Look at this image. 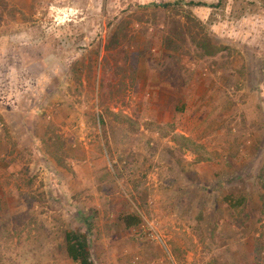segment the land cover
I'll list each match as a JSON object with an SVG mask.
<instances>
[{"label":"rangeland","instance_id":"374dc122","mask_svg":"<svg viewBox=\"0 0 264 264\" xmlns=\"http://www.w3.org/2000/svg\"><path fill=\"white\" fill-rule=\"evenodd\" d=\"M175 1L0 0V264H75L69 229L95 264H264V0ZM193 79L228 111L213 161L155 88Z\"/></svg>","mask_w":264,"mask_h":264},{"label":"crops","instance_id":"0c3cea01","mask_svg":"<svg viewBox=\"0 0 264 264\" xmlns=\"http://www.w3.org/2000/svg\"><path fill=\"white\" fill-rule=\"evenodd\" d=\"M178 1H182V3L186 4L185 0H178ZM175 1V2H178ZM173 2V3H175ZM192 3V2H190ZM195 3V2H193ZM166 3H154L153 5L156 7H163L165 8L163 5ZM196 5H200L203 6L202 3H195ZM206 4V3H204ZM208 6V4H207ZM213 6V5H212ZM160 49V48H158ZM161 49H162V45H161ZM161 51V50H160ZM159 51V52H160ZM150 56V55H148ZM169 60L175 61V62H182L183 64L189 63L191 62V58L189 56L186 55H171L170 58H168ZM159 64H163L165 62V60L160 59L158 60ZM193 69V68H192ZM191 69V70H192ZM142 73L145 74L144 78L145 80H148V84L146 86V89L148 92L152 91V84L151 82L153 75V70L149 69L148 67L142 70ZM147 73V74H146ZM175 82V81H174ZM147 83V82H146ZM166 83H160L156 85V89L157 92L159 93V90H162V95H167L169 96L170 94H175V92H177L176 94L178 95V97L180 98V100H182L181 94L182 91L184 93H187L186 96V101H183V104H187L186 106V121L184 122L183 126L181 128H178L177 131H179L181 134L185 135L188 140H187V145H193L194 143H196L197 139L199 137L203 136V139L201 141H198L200 143H208L211 144V148H207V156L209 157V159H211L213 161V159H215L216 157V152H217V148H220L222 150V147L226 146L227 144L225 143V138H226V133L224 131V127H225V120L226 118H228V111L224 108V106L221 104L222 101H218L217 100V96L213 98L212 102H211V108H209L208 106H205V104L207 103V101L209 100L208 98H204V96L206 95L205 92L211 88H214V84L211 85V82L209 83V81L207 80L206 82H202L201 84L198 85V83L196 82L195 79H193L187 87H178V86H169ZM180 88V90H179ZM173 90V92H172ZM178 90V91H177ZM197 92L198 95L195 96V93ZM222 93V89H219L218 94ZM166 96V97H167ZM211 99V98H210ZM221 104V105H220ZM219 105V106H217ZM197 112V113H196ZM220 128L222 129V132H218L217 133V129ZM193 134V135H191ZM218 138H220L221 140H218ZM197 142V144H198ZM213 144L216 146H213ZM175 145V152L177 153L178 157L179 155H182V151L186 152L187 154H184V157L187 158L186 160H195L198 156L197 152L187 148L186 146H182L181 144ZM215 147V149H214ZM206 151V150H205ZM204 152V151H203ZM205 153V152H204ZM216 154V155H215ZM215 155V156H214ZM214 156V157H213ZM190 165H192V167H194V169H196L199 166V163H195V161L193 163H189Z\"/></svg>","mask_w":264,"mask_h":264},{"label":"trees","instance_id":"16d2710c","mask_svg":"<svg viewBox=\"0 0 264 264\" xmlns=\"http://www.w3.org/2000/svg\"><path fill=\"white\" fill-rule=\"evenodd\" d=\"M182 1L166 3L165 8L177 6ZM195 4V3H190ZM201 4V3H200ZM203 6L207 4L202 3ZM129 224L137 221L134 217H127ZM65 250L68 258L75 264H95L93 261L92 250L89 244L88 235L80 229H69L64 233Z\"/></svg>","mask_w":264,"mask_h":264}]
</instances>
